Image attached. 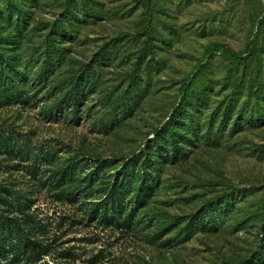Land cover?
I'll return each mask as SVG.
<instances>
[{
    "label": "rangeland",
    "instance_id": "374dc122",
    "mask_svg": "<svg viewBox=\"0 0 264 264\" xmlns=\"http://www.w3.org/2000/svg\"><path fill=\"white\" fill-rule=\"evenodd\" d=\"M82 5L95 13L86 23L78 19ZM68 11L79 36L59 38L61 45L79 61L105 54L96 64L99 90L117 96L138 75L146 88L108 131L90 116L76 125L52 119L44 91L35 105L0 106V133L23 150L0 153V192H9L3 209L19 205L25 213L18 216L33 219L45 251L36 264H238L257 252L264 257V0H0V53L32 59ZM148 32L150 50L137 66ZM188 92L193 101L203 97L189 108L199 132L180 143L188 155L164 168L161 188L133 225L98 222L88 210L95 198L55 195L51 170L66 157L120 162L144 154ZM133 95L125 93L127 100ZM101 96L87 102L99 109ZM219 195L233 203L217 211L218 229L180 241L189 217Z\"/></svg>",
    "mask_w": 264,
    "mask_h": 264
},
{
    "label": "trees",
    "instance_id": "16d2710c",
    "mask_svg": "<svg viewBox=\"0 0 264 264\" xmlns=\"http://www.w3.org/2000/svg\"><path fill=\"white\" fill-rule=\"evenodd\" d=\"M82 7L78 19L86 23L95 13L89 15L91 10L88 7L85 10L84 5ZM68 12L64 16L65 21H57L51 27L36 54L31 56L32 59L23 61L20 55L5 57L0 53V106L5 102L35 105L40 100L38 95L44 91L43 96L50 101L47 110L52 119L61 117L67 123L76 125L80 116H90L98 123L100 130L108 131L109 127L120 125L122 119L133 111L146 84H142L138 75L130 82L127 90L123 89L117 96H114L113 90H99L101 79L96 64L102 62L105 54L101 60L95 57L86 62L68 53L59 38L74 39L79 26L71 21L74 13ZM18 28L21 34L20 25ZM146 35L148 40H145L137 66L144 62L150 50V38L153 36L151 32ZM126 91L134 92L133 97L127 100ZM192 92L183 97L185 103L170 115L164 129L159 131L158 137L144 154L141 155L140 151L120 162L115 157L102 158L80 153L66 157L64 162L51 170L49 184L55 190V195L70 202H86L95 198L88 210L90 216H95L98 222L133 225L137 221L138 209L144 207L161 188V172L164 168L188 155L189 150L185 144L180 143H190L188 134L199 132L196 114L189 108L193 109L200 104L203 97L196 94L194 96L198 98L193 101L188 97ZM94 93L102 94L100 107L96 110L95 105L87 102ZM244 109V106L240 108V114ZM56 111L59 114H55ZM11 152L13 156L19 153L23 155V150L16 142L11 145L10 138L0 133V153ZM48 158L54 161L55 154H49ZM4 192V195L0 192V264H36L45 251L36 239L33 219L18 216V213H25L23 210L19 212V205H13V209L10 207L7 211L3 209L9 203L6 197L9 192ZM230 203L233 201L229 195H219L212 199L207 207L191 215L180 228L178 235L183 236L180 241L189 240L198 230L218 229L217 211ZM211 211H214V215ZM211 220L214 223L210 224ZM238 264H264V257L257 252Z\"/></svg>",
    "mask_w": 264,
    "mask_h": 264
}]
</instances>
